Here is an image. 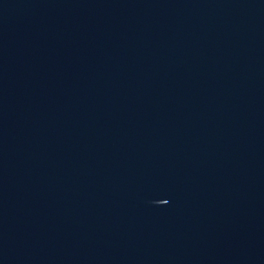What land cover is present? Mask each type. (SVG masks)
<instances>
[{
  "label": "water",
  "instance_id": "obj_1",
  "mask_svg": "<svg viewBox=\"0 0 264 264\" xmlns=\"http://www.w3.org/2000/svg\"><path fill=\"white\" fill-rule=\"evenodd\" d=\"M0 264H264V0H0Z\"/></svg>",
  "mask_w": 264,
  "mask_h": 264
}]
</instances>
